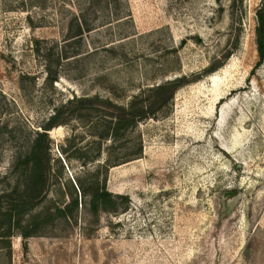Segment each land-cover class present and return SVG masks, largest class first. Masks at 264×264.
Returning <instances> with one entry per match:
<instances>
[{"label": "rangeland", "instance_id": "1", "mask_svg": "<svg viewBox=\"0 0 264 264\" xmlns=\"http://www.w3.org/2000/svg\"><path fill=\"white\" fill-rule=\"evenodd\" d=\"M17 1L0 0V192L55 107L98 99L48 132L45 195L24 216L37 233L0 239V264H264V0H124L130 17L70 44L64 0ZM177 76L155 115L116 139L113 106L151 101ZM94 180L128 209L93 214ZM75 197L68 216H48Z\"/></svg>", "mask_w": 264, "mask_h": 264}, {"label": "trees", "instance_id": "2", "mask_svg": "<svg viewBox=\"0 0 264 264\" xmlns=\"http://www.w3.org/2000/svg\"><path fill=\"white\" fill-rule=\"evenodd\" d=\"M16 4H10V9H20L29 11L32 8L44 9L48 7V0H19ZM64 5L68 7L70 15L67 17L66 43L70 44L75 40L82 39L83 36L111 25L113 22H119L130 17V13L122 8L124 0H64ZM31 19V17L29 16ZM127 37L124 35L122 38ZM120 39V38H119ZM115 40H109L107 44L114 45ZM256 45L259 54V61L264 60V21L256 26ZM78 52L63 51L62 58L67 59L76 56ZM216 67L210 69L213 71ZM46 81L52 84L57 80V72L51 68V64H46ZM185 80L183 77H175L162 83L152 86L151 90L156 91L157 97L151 101L145 100L139 94L133 96L132 100L126 105L113 106V135L116 139H121L123 132L130 126L136 127L138 122L155 115L156 111L165 103L162 96L166 93L169 97L180 87ZM172 97V96H171ZM98 99L89 96H73L68 100L67 105L55 107L47 121L37 131V135L32 141L29 149L16 156L14 161L15 171L20 178L16 186L10 190L0 192V239H9L13 234L19 233L24 237L35 235L37 233L34 215L24 220V216L31 211L44 197L45 187L48 179V132H53L54 128L64 123L76 111L83 109L89 111L93 109L94 101ZM94 110V109H93ZM80 115H82L80 113ZM142 152V145L139 144L134 150L126 154H120L115 157L114 165L134 159ZM92 186V192L89 194V208L93 214L99 210L108 211L117 214L128 209V202L122 201L126 196L119 193H113L106 189L104 183L99 185L97 180ZM83 187V186H82ZM85 194L86 191L84 190ZM125 203V206H123ZM78 205V199L72 198L64 205L55 206L48 210V216L63 215L68 216L71 210ZM25 221V222H24Z\"/></svg>", "mask_w": 264, "mask_h": 264}, {"label": "water", "instance_id": "3", "mask_svg": "<svg viewBox=\"0 0 264 264\" xmlns=\"http://www.w3.org/2000/svg\"><path fill=\"white\" fill-rule=\"evenodd\" d=\"M258 23L261 24L262 21H264V13H262L261 11L258 12Z\"/></svg>", "mask_w": 264, "mask_h": 264}]
</instances>
